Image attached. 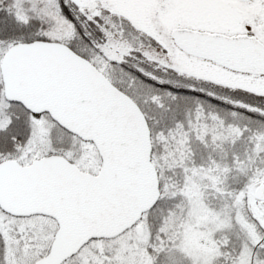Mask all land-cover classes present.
I'll return each instance as SVG.
<instances>
[{
    "label": "snow or ice",
    "instance_id": "1",
    "mask_svg": "<svg viewBox=\"0 0 264 264\" xmlns=\"http://www.w3.org/2000/svg\"><path fill=\"white\" fill-rule=\"evenodd\" d=\"M0 264H264V0H0Z\"/></svg>",
    "mask_w": 264,
    "mask_h": 264
}]
</instances>
